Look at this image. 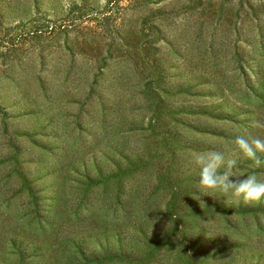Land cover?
<instances>
[{"label": "rangeland", "instance_id": "rangeland-1", "mask_svg": "<svg viewBox=\"0 0 264 264\" xmlns=\"http://www.w3.org/2000/svg\"><path fill=\"white\" fill-rule=\"evenodd\" d=\"M253 121L264 0H0V264H264Z\"/></svg>", "mask_w": 264, "mask_h": 264}, {"label": "clouds", "instance_id": "clouds-1", "mask_svg": "<svg viewBox=\"0 0 264 264\" xmlns=\"http://www.w3.org/2000/svg\"><path fill=\"white\" fill-rule=\"evenodd\" d=\"M255 128H264V123L253 121ZM235 144L239 150L254 161L256 167L264 165V160L258 153H264V139L253 136H237ZM195 163L200 167V186L205 190L232 192L236 197H242L245 202L259 201L264 198V181L258 180L255 174L242 179H232V171L237 166V160L226 158L223 151H207L195 157ZM221 167L224 171L221 172Z\"/></svg>", "mask_w": 264, "mask_h": 264}]
</instances>
